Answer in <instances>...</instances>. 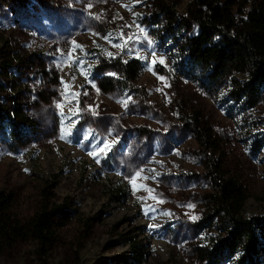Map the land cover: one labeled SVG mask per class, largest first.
Returning <instances> with one entry per match:
<instances>
[{
    "label": "rangeland",
    "instance_id": "1",
    "mask_svg": "<svg viewBox=\"0 0 264 264\" xmlns=\"http://www.w3.org/2000/svg\"><path fill=\"white\" fill-rule=\"evenodd\" d=\"M189 3L0 0V32L22 58L0 78L3 95L15 85L35 122L24 144L10 139L8 121L0 124V190L15 193L22 222L45 189L49 203L69 201L46 254L20 241L0 253V264H209L203 252L226 234L212 200L214 162L245 187V216L264 219V88L254 101L238 95L245 74L211 84L193 69L187 42L198 28ZM121 31L139 39L116 47L125 42ZM109 33L111 42L103 38ZM133 58L143 63L141 76L120 82L116 66ZM109 80L115 88L104 91ZM70 111L79 115L69 118ZM197 116L212 134L203 142ZM106 140L118 143L89 154ZM141 168L143 178L134 177ZM118 186L131 192L123 203L107 193ZM133 242L146 250L141 263Z\"/></svg>",
    "mask_w": 264,
    "mask_h": 264
},
{
    "label": "trees",
    "instance_id": "2",
    "mask_svg": "<svg viewBox=\"0 0 264 264\" xmlns=\"http://www.w3.org/2000/svg\"><path fill=\"white\" fill-rule=\"evenodd\" d=\"M188 13L198 28L187 42L193 69H199L203 80L211 84L229 79L237 81L233 75L245 74L238 95H248L254 101L260 99L264 88V0H190ZM20 60L21 57L9 51L8 41L0 32V78H9L8 68ZM115 69L120 82L129 84L139 79L143 63L133 58ZM43 72L47 71L43 69ZM55 77L58 80V75ZM115 85V80H109L103 89L110 91ZM13 88L6 98L5 85L0 80V124L8 121L10 139L24 144L35 122L20 102L15 85ZM195 127L201 142L205 134L212 137L207 131L210 128L198 116ZM212 169L215 188L212 200L217 213L222 214L220 220L226 234L212 250L203 252V259L209 264H220L222 259L230 264H264V219L245 216L243 209L248 199L245 187L236 177L225 173L219 162H214ZM107 193L115 203L127 201L131 194L126 186ZM48 194L45 189L39 208L28 221L22 222L14 210L15 193L0 190V253L25 240L34 241L39 254H46L54 246L60 224L58 217L67 214L69 201L51 204ZM131 249L137 262H143L145 248L133 242Z\"/></svg>",
    "mask_w": 264,
    "mask_h": 264
},
{
    "label": "snow or ice",
    "instance_id": "3",
    "mask_svg": "<svg viewBox=\"0 0 264 264\" xmlns=\"http://www.w3.org/2000/svg\"><path fill=\"white\" fill-rule=\"evenodd\" d=\"M124 6L127 7V8H129V10H131L130 7H129L128 5H124ZM89 7H91V5H89ZM97 18H98V17H97ZM124 27H128V28H130L131 25H125ZM140 31L143 32L144 30H143V29H140ZM145 35H146V34H145ZM112 36H113V34H112V33H109L107 36H104L103 38H104L105 40H108L109 42H111ZM117 38H118V39H121V40H125L122 31H121V33L119 34V36H118ZM134 38H135V39H139L138 37L129 36V37L127 38V40H125L124 44H116L115 46H116V47H119V48L127 47V41H128V40H132V39H134ZM149 43H150V42H149ZM77 47H82V46H77ZM109 55H111V53H109ZM69 58L71 59V55H70ZM161 62H162V61H161ZM82 63H83V62L81 61V64H82ZM152 63L154 64V63H156V61L153 60ZM161 79H163V78H161ZM65 83H66V82H65ZM72 95H76V94H75V93H72ZM60 107H63V105H60ZM78 115H79V111H76V112H71V111H70V112L68 113L69 118L72 117V116H78ZM75 123H76V121H73L72 124H70V125H68V126L66 127V129L62 130V132H61V138H62V139H67V138H69V137L72 135V129L74 128ZM115 143H118V141H107V140H106V141L103 143V145H102L101 147H99L96 151L90 152L89 154L92 155L94 158H97V157H99V156L102 155V154H106L107 151H110V150L112 149V147H114ZM97 162H99V161L97 160ZM143 171H144V169H142V168L139 169V170H137V171L134 173V177H137V178H143V177H141V173H142ZM132 182H133V184H135V179H133ZM189 207H194V206L189 205ZM192 219H196V217L193 216Z\"/></svg>",
    "mask_w": 264,
    "mask_h": 264
}]
</instances>
